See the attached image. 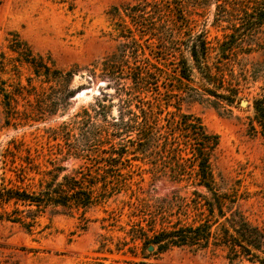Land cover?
I'll list each match as a JSON object with an SVG mask.
<instances>
[{"label": "rangeland", "instance_id": "obj_1", "mask_svg": "<svg viewBox=\"0 0 264 264\" xmlns=\"http://www.w3.org/2000/svg\"><path fill=\"white\" fill-rule=\"evenodd\" d=\"M132 1L0 0V85L12 97L11 106H6L0 94V185L13 181L20 187L35 188L41 174L61 167L60 181L65 175L86 186L97 181L98 196L103 194L104 181L120 178L115 176V169L131 175L120 178H127L129 185L120 194L107 200L102 197L101 204L86 211L61 207L49 210L32 231L20 224L0 222V264L139 263L144 259L142 242L135 241L138 226L149 239L153 229L176 223L196 225L212 219L205 205L206 200L212 201V195L201 190L205 197H198L191 183L154 178L150 164L131 154L133 148L124 156L123 161L129 160L125 165L111 169L102 160V150L110 149V144L102 135L103 118H95V110L102 104L108 121L113 123L119 115V97L117 86H109L103 78L101 63L124 43L117 37L110 13L114 7ZM220 4L221 0L204 1L197 13L187 18L193 36L202 35L207 41L208 63L223 78L225 89L218 84L220 97L209 95L204 102L183 101L181 112L194 114L210 133L219 136L212 169L221 193L238 199L233 211L240 210L254 223L263 224L264 137L254 131H261L254 103L264 99V3L237 7L229 3L230 18L224 22L219 21ZM134 34L139 39L135 30ZM140 42L145 57L166 72L161 78L165 84L161 83L159 90L163 99L171 101L168 112H177L178 100L169 95L180 87L175 71L183 58L193 71L188 84L197 88L204 83L187 47L189 33L180 51L174 57L163 54L162 62L152 58V51L159 49L156 41ZM25 47L61 71L64 78L57 82L37 77L32 66L14 52ZM156 89L153 87L147 97L156 99ZM229 90L237 94L233 101L228 98ZM242 101L247 105L242 106ZM86 110L91 119L86 117ZM76 114L83 117L68 133L64 125L72 124ZM174 116L171 121L179 119L178 113ZM14 143L29 150L33 157L34 168L24 183L19 182L6 155V149ZM76 143L77 151L73 150ZM20 156L25 157V151ZM21 163L18 159L15 166ZM12 209L8 207L7 211ZM151 262L229 264L226 252L214 247L199 252L174 249Z\"/></svg>", "mask_w": 264, "mask_h": 264}, {"label": "trees", "instance_id": "obj_2", "mask_svg": "<svg viewBox=\"0 0 264 264\" xmlns=\"http://www.w3.org/2000/svg\"><path fill=\"white\" fill-rule=\"evenodd\" d=\"M208 0H133L132 2L116 6L110 13L118 39L124 40L117 51L106 57L101 63L103 78L108 80L109 86L116 85L119 97V115L108 121L106 107L102 104L95 110V118L102 117L105 123L102 135L110 144V149L102 150V160L112 168L125 165L129 160L124 156L131 153L135 158L146 160L151 168L149 172L154 178L166 177L178 183H191L193 194L205 197L201 190L212 195V201L206 200L209 216L212 219L196 225H181L176 223L160 230H152L153 236L147 237L144 229L138 226L135 241L142 242L144 261L125 264H156L151 260L159 261L166 253L174 249H189L192 252L208 250L211 247L226 252L229 264H264V223H254L242 211H233L238 199L231 195L222 194L218 189L212 169V156L219 146V136L210 133L200 118L194 114L182 113L181 104L185 100L191 102H204L206 96H222L217 93L216 85H223V78L214 73L208 63L209 47L202 35L193 36V29L189 25L188 16L197 13ZM210 1V0H209ZM219 21L224 22L230 18L227 5L234 7L240 4L264 3V0H221ZM230 5V4H229ZM132 28L128 26L127 20ZM137 32L139 39L134 34ZM189 33L190 42L187 45L195 69L204 81L200 87H191L192 69L186 59L180 61L178 72L179 89L169 95L170 99L178 100L175 106L177 112L170 113V100L163 99L161 89L162 77L165 71L145 57L143 44L140 42L156 41L157 51H152V58L165 60L162 55L173 57L180 51L185 35ZM21 45V43H19ZM21 59L32 66L37 77H45L48 81L57 82L64 78L61 71L54 70L42 57H35L32 51L25 47L17 49ZM156 54H161L156 55ZM131 60L133 62H131ZM67 75L72 76V73ZM162 78V79H161ZM157 88V98L147 97L151 89ZM165 88V86H164ZM225 89V88H224ZM228 98L233 101L237 96L229 90ZM177 93V94H175ZM0 94L5 97L6 106H11L12 97L0 85ZM71 95H67L68 98ZM234 97V99H233ZM256 121L261 128L260 134L264 137V99L254 103ZM87 118H92L86 110ZM178 113L179 119H170ZM170 116V118H169ZM80 114L74 115L72 124L64 125V129L71 132V126L76 125ZM118 143H115V142ZM117 144L119 147H115ZM79 145L75 144L73 150ZM25 157L20 156L22 152ZM6 155L13 164V171L17 173L19 182L24 183L26 175L32 171L33 157L29 150L21 145H14L6 149ZM142 156L141 157H138ZM23 163L15 166L17 160ZM136 159V160H137ZM25 164V165H24ZM61 167L52 169L47 173H39L42 178L35 188L30 185L20 187L10 181V185H0V222L20 224L32 231L39 223V219L49 210L58 208L65 210L86 211L92 206L101 204L104 200L118 195L124 188H129L128 179L131 175L122 174L115 169V181H104L103 194L97 196V181L88 186L76 180L71 175H65L60 181ZM113 171V170H111ZM13 206L11 211L8 207ZM229 214V215H228ZM143 234V235H142ZM154 247L153 252L149 251Z\"/></svg>", "mask_w": 264, "mask_h": 264}, {"label": "water", "instance_id": "obj_3", "mask_svg": "<svg viewBox=\"0 0 264 264\" xmlns=\"http://www.w3.org/2000/svg\"><path fill=\"white\" fill-rule=\"evenodd\" d=\"M242 106H246L247 105V102L246 101H242L241 103ZM154 251V247H150L149 248V252H153Z\"/></svg>", "mask_w": 264, "mask_h": 264}]
</instances>
